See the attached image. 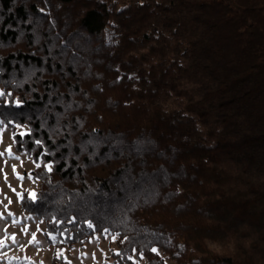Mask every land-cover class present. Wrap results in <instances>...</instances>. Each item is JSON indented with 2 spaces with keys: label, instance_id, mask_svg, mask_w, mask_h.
<instances>
[{
  "label": "trees",
  "instance_id": "16d2710c",
  "mask_svg": "<svg viewBox=\"0 0 264 264\" xmlns=\"http://www.w3.org/2000/svg\"><path fill=\"white\" fill-rule=\"evenodd\" d=\"M0 124L56 248L264 264V0H0Z\"/></svg>",
  "mask_w": 264,
  "mask_h": 264
},
{
  "label": "rangeland",
  "instance_id": "374dc122",
  "mask_svg": "<svg viewBox=\"0 0 264 264\" xmlns=\"http://www.w3.org/2000/svg\"><path fill=\"white\" fill-rule=\"evenodd\" d=\"M17 131L27 128L17 126ZM34 167L31 158L14 150L10 128L0 124V264H52L53 253L63 256L54 264H115V236L108 233L70 248H56L54 237L51 242L44 237L43 222L19 205L23 191L33 196L38 187L30 174ZM134 264L146 262L134 257Z\"/></svg>",
  "mask_w": 264,
  "mask_h": 264
},
{
  "label": "snow or ice",
  "instance_id": "6c2138e0",
  "mask_svg": "<svg viewBox=\"0 0 264 264\" xmlns=\"http://www.w3.org/2000/svg\"><path fill=\"white\" fill-rule=\"evenodd\" d=\"M37 166H39V165H37ZM18 179H21L20 177H18ZM15 238L13 237V240H14ZM54 239V238H53ZM33 240H35V237L33 236ZM152 251H156V249H152Z\"/></svg>",
  "mask_w": 264,
  "mask_h": 264
}]
</instances>
